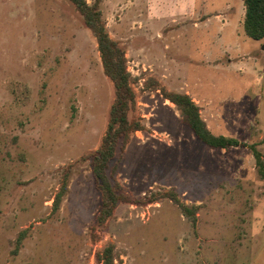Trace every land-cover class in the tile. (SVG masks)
<instances>
[{"label": "rangeland", "instance_id": "rangeland-1", "mask_svg": "<svg viewBox=\"0 0 264 264\" xmlns=\"http://www.w3.org/2000/svg\"><path fill=\"white\" fill-rule=\"evenodd\" d=\"M98 1L144 126L107 170L127 201L96 224L91 156L114 91L81 15L69 0H0V264H97L107 244L114 264H264V167L247 147L197 140L160 92L187 94L213 135L254 145L264 165V39L205 59L203 30L153 22L164 2Z\"/></svg>", "mask_w": 264, "mask_h": 264}, {"label": "trees", "instance_id": "trees-1", "mask_svg": "<svg viewBox=\"0 0 264 264\" xmlns=\"http://www.w3.org/2000/svg\"><path fill=\"white\" fill-rule=\"evenodd\" d=\"M75 10L81 15L85 26L93 35L104 75L113 85L114 98L108 111L107 126L101 142L91 156V174L97 190L100 193V208L96 224L101 227L113 215L118 203L127 201L122 193L121 186L113 180V172L107 174L110 162L114 159L117 147L123 148L132 133L144 130L138 118L131 115L135 110V93L132 87V77L126 68L124 50L112 40L106 30L99 1L88 5L86 0H69ZM245 14L243 30L245 35L252 40L264 38V0H243ZM163 98L169 101L178 111L182 122L192 131L194 137L211 149L224 150L228 148L247 147L255 158L256 165L262 174L263 163L260 154L254 145H245L224 136H215L207 128L199 115V109L193 100L184 93L167 92L160 89ZM262 169V170H261ZM67 173L64 174L60 191L55 195L53 211L59 208L60 202L67 190ZM161 198H167L180 209L181 213L193 219L195 208L182 203L174 192L166 191ZM159 197L152 196L150 202H155ZM18 240V244H19ZM114 246L105 245L96 254L97 264H114Z\"/></svg>", "mask_w": 264, "mask_h": 264}, {"label": "crops", "instance_id": "crops-1", "mask_svg": "<svg viewBox=\"0 0 264 264\" xmlns=\"http://www.w3.org/2000/svg\"><path fill=\"white\" fill-rule=\"evenodd\" d=\"M159 2H164V6H161L165 8L161 13L167 18L161 19L159 16L158 19H153L151 17L153 22L175 24L183 20L184 26L203 30L207 41L202 52L205 59L217 57L220 52L223 56L241 59L240 55L243 53L240 49L247 37L243 30L245 14L243 0H152L151 5ZM207 30H211L212 34H208ZM211 45L216 47L215 52H211ZM263 54L264 46L258 55ZM227 60L233 62L230 58ZM240 61L242 60H238Z\"/></svg>", "mask_w": 264, "mask_h": 264}]
</instances>
